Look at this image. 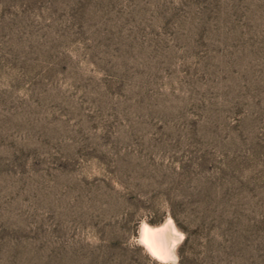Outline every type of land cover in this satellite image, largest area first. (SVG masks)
I'll use <instances>...</instances> for the list:
<instances>
[{"label": "rangeland", "instance_id": "1", "mask_svg": "<svg viewBox=\"0 0 264 264\" xmlns=\"http://www.w3.org/2000/svg\"><path fill=\"white\" fill-rule=\"evenodd\" d=\"M264 264V0H0V264Z\"/></svg>", "mask_w": 264, "mask_h": 264}, {"label": "bare ground", "instance_id": "2", "mask_svg": "<svg viewBox=\"0 0 264 264\" xmlns=\"http://www.w3.org/2000/svg\"><path fill=\"white\" fill-rule=\"evenodd\" d=\"M181 236L183 237V234L168 218L159 227H150L143 223L138 242L145 252L158 263H175L183 240L180 239Z\"/></svg>", "mask_w": 264, "mask_h": 264}, {"label": "clouds", "instance_id": "3", "mask_svg": "<svg viewBox=\"0 0 264 264\" xmlns=\"http://www.w3.org/2000/svg\"><path fill=\"white\" fill-rule=\"evenodd\" d=\"M180 239L182 240V239H183V237L181 236V237H180ZM162 258H163V257H162Z\"/></svg>", "mask_w": 264, "mask_h": 264}]
</instances>
